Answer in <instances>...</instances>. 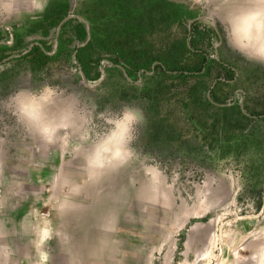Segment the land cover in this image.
Here are the masks:
<instances>
[{
	"label": "rangeland",
	"instance_id": "obj_1",
	"mask_svg": "<svg viewBox=\"0 0 264 264\" xmlns=\"http://www.w3.org/2000/svg\"><path fill=\"white\" fill-rule=\"evenodd\" d=\"M175 1L187 5V13L169 20L160 13L158 21L164 25L158 31L162 34L150 27L137 37L146 45L145 37L150 36L153 42L149 40L148 48L154 55L155 48L161 47L158 35L165 36L162 45L169 47L182 38L184 74L169 70L164 74L156 66L152 71L133 68L129 73L115 63L118 51L99 45L87 47L92 38L86 15L88 0H50L42 14L0 24V47H4L0 48V100L22 88L34 90L51 84L95 100L97 113L107 108L119 111L126 105L143 112L146 123L139 126L133 147L167 176L163 187L158 186L151 197L160 205L164 222L161 234L156 225L151 227L153 237L126 264H264V113L250 114V110H264V65L234 53L218 20L203 16L186 2ZM16 6L28 7L24 0H18ZM78 19L86 23L89 32L84 41L75 31ZM195 20L212 24L216 32L212 41L201 46L209 58L202 71H190L203 59L198 55L191 59L189 54L188 36ZM134 33L120 31L116 47L132 44ZM189 87L204 134L186 133L185 129L176 132L167 122L171 120L167 118L169 107ZM212 91L217 99L212 98ZM7 123L14 126L12 118ZM18 136L13 133L7 145L8 175L23 184L22 198L16 200L17 211L12 215L19 221L27 214L30 229L41 237L45 232L51 235L64 227L55 210L56 185L49 179L54 166L63 167L64 152L53 153L44 164L39 162V146H33L31 163L17 160ZM79 147L65 140V150L75 152ZM79 163L74 162V167ZM147 172L158 178L159 185L157 168L148 167ZM18 187L14 183V195L19 197ZM134 210L138 209L134 206ZM123 239L129 249L140 243L130 236ZM13 244L17 251L13 264H18L32 247L26 238L17 237ZM48 248L49 264H70V255L61 251L57 239L49 241Z\"/></svg>",
	"mask_w": 264,
	"mask_h": 264
},
{
	"label": "clouds",
	"instance_id": "obj_2",
	"mask_svg": "<svg viewBox=\"0 0 264 264\" xmlns=\"http://www.w3.org/2000/svg\"><path fill=\"white\" fill-rule=\"evenodd\" d=\"M49 2L24 0L28 7L20 9L18 0H0V24L42 14ZM180 2L218 20L234 53L264 65V0ZM97 108L95 100L51 84L34 90L22 88L0 100V264H13L17 237L26 238L32 247L18 264H49L48 245L54 238L61 251L70 255V264H126L153 237V225L162 233L161 208L151 197L158 186L163 187L167 176L150 157L133 147L139 126L146 123L143 112L127 105L119 111L107 108L100 113ZM9 118L14 126L7 123ZM13 133H19L17 160L31 163L33 146H39V162L44 164L53 153L64 152L63 167L54 166L49 177L56 185L55 210L64 227L51 235L45 232L41 237L30 229L27 214L19 221L12 215L23 191V184L8 175L7 145ZM65 140L79 144V149L65 150ZM76 161L80 163L74 167ZM148 167L160 172L159 185L158 178L147 172ZM14 183L20 185L15 188L19 197L14 195ZM124 236L140 243L129 249Z\"/></svg>",
	"mask_w": 264,
	"mask_h": 264
},
{
	"label": "trees",
	"instance_id": "obj_3",
	"mask_svg": "<svg viewBox=\"0 0 264 264\" xmlns=\"http://www.w3.org/2000/svg\"><path fill=\"white\" fill-rule=\"evenodd\" d=\"M88 4L89 11H87L86 15L91 21L92 36L87 45L88 48H91L94 45H99L113 52L118 51L116 52L117 55L115 60H113L116 64L125 67L129 73H132L133 68L138 71L141 69H143V71H152L156 68H160L161 72L164 74H167V70H169L171 74H173L174 71H182V74L185 73L186 69H183L181 65L183 60L181 53L182 38L177 40L178 44H176L175 47H169L162 45L166 41L165 36L158 35L157 42L161 45V47H159L161 50H159V48L156 50L155 48L154 55V53H151L148 48L149 40H151L150 36L149 38L145 37V39L148 40V43L145 45V43L143 44L144 39L137 37V34L140 32L142 33L145 29L149 30L150 27L154 28V30L157 29L158 31V27L164 25L158 21V15L160 13L166 14V18L169 20L182 13H187V5L175 0H88ZM163 10L165 11L163 12ZM124 24L127 25L126 30L123 27ZM75 31L79 40L84 41L87 39L89 32L87 25L83 20L78 19ZM120 31L121 34L122 32L126 33V31L127 33L129 31V34L136 32L134 33L135 39H133V43L123 44L117 48L116 42H119L118 34ZM158 33L162 34L160 31H158L157 34ZM164 33L165 32H163V34ZM102 36H104L105 39H103ZM215 36L216 32L212 24H208L202 20L193 21L188 36L189 45L192 48V50H189L190 58L194 59V55H198L203 59L202 62L201 60L199 61L201 63L199 67L193 68L190 71L203 70L205 62L209 58L207 54L201 50V46H203L207 40L212 41ZM151 41L153 42V40ZM155 42L156 41H154V43ZM0 48L4 47L1 46ZM1 54L5 55L4 53ZM78 58L80 60L82 59L80 53H78ZM92 59L93 63H95L94 57ZM156 60L160 62L153 66L152 63ZM84 69L87 70L86 65L84 66ZM90 78L93 79V77H89L88 79ZM191 88L192 87L186 88L185 93L177 95L180 97H177L174 104L168 109L167 118L171 120L167 122L176 128V132L185 129L186 133L197 132V134H204L205 128L200 125V122L197 119L198 115L192 104L193 94ZM211 95L213 99H217L213 91ZM263 113L264 110H250L252 116H259V114Z\"/></svg>",
	"mask_w": 264,
	"mask_h": 264
}]
</instances>
